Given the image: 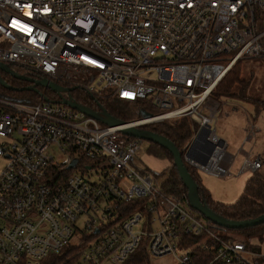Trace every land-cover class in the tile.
Masks as SVG:
<instances>
[{
	"label": "built area",
	"instance_id": "2783aa9c",
	"mask_svg": "<svg viewBox=\"0 0 264 264\" xmlns=\"http://www.w3.org/2000/svg\"><path fill=\"white\" fill-rule=\"evenodd\" d=\"M251 57L264 58V0H0V62L156 111L108 126L59 96L0 98V264H41L68 247L59 264H148L165 255L176 264H260L249 239L201 216L138 166L141 139L120 132L187 116L200 136L193 157L192 140L181 150L184 162L230 175L234 157L206 103L227 71ZM262 164V155L247 156L238 173ZM139 247L143 257L134 255Z\"/></svg>",
	"mask_w": 264,
	"mask_h": 264
},
{
	"label": "trees",
	"instance_id": "16d2710c",
	"mask_svg": "<svg viewBox=\"0 0 264 264\" xmlns=\"http://www.w3.org/2000/svg\"><path fill=\"white\" fill-rule=\"evenodd\" d=\"M238 62H236L227 71V73L211 91L210 95L216 100H247L254 105L256 111H264V94L261 98H252L245 94L246 82L240 79V67ZM9 66L20 75H29L36 78L41 77V74L39 72H36L29 68L15 64H10ZM0 75L2 76L3 80L10 86H12V84H14L13 81L16 80L11 75L3 74L2 71H0ZM237 83L239 84V86L234 90V86ZM59 84H61L62 86L64 85L62 83ZM36 88L38 89V92L26 89H18L17 91H15L13 90V88L8 89L0 84V97L14 100L36 101L39 99L40 95L44 93L45 96H47L49 99L56 100L58 98L57 93L50 89L41 86H36ZM72 98L78 103L82 102L83 104H93L96 107L95 109H98L100 106L101 108L105 109L110 115L126 122L140 118L142 116L140 111L142 110L149 114L156 113L155 110L147 108V105H149L147 101L132 102L120 99L111 94H106L104 97H96L80 88H76V92L72 95ZM141 127L168 138L180 151L192 140L198 129L197 124L187 116L180 117L174 120H163L148 123ZM148 142V152L150 154H152L156 158L166 159L170 163H172V154L167 149L157 143L150 141ZM84 162L90 161L84 159ZM184 165L186 166L187 170L198 186V193L202 202L205 203L212 211H214L218 215L229 220H244L254 218L264 213V175H260L258 173V170L255 171V173L249 179H247L243 192L234 202L222 203L214 201L212 199L210 192L200 183L197 176L198 171L187 165L186 162H184ZM162 181L163 188L167 193L178 196L187 195V189L183 185V182L181 181L177 169L175 168L173 163L172 166H170L166 170V175ZM53 183H56V181L54 180ZM200 215L203 216L202 214ZM225 230L231 235L241 238H260L264 234V223L245 228ZM72 249L73 248L68 247L66 249H63L61 254H49L41 260V264H59L69 257ZM141 254L142 247H139L134 255L135 257H140ZM141 257H143V255ZM129 263L146 264L145 258L141 261L134 262L133 260Z\"/></svg>",
	"mask_w": 264,
	"mask_h": 264
},
{
	"label": "rangeland",
	"instance_id": "374dc122",
	"mask_svg": "<svg viewBox=\"0 0 264 264\" xmlns=\"http://www.w3.org/2000/svg\"><path fill=\"white\" fill-rule=\"evenodd\" d=\"M238 64L240 67V79L246 82L245 94L252 98L263 97L264 59L260 57L242 58L239 60ZM79 80L83 83L87 82L83 78ZM93 84L94 83H91L90 85ZM238 86V83L235 84L234 90L237 89ZM206 107L208 109H216L215 118L211 122L212 128H215L216 135L224 140H239V144L230 146L227 152H229V154L233 157L236 155L238 159L246 153H252L254 155L261 154L263 164L258 170V173L260 175H264V111H256L254 105L247 100H216L211 95L207 99ZM147 108L153 110L149 105H147ZM207 108L204 109V113L209 114L210 110ZM251 126H253L251 131L254 135L251 134L250 138L247 139L246 136H249ZM244 129H246V131ZM240 140L243 141L240 142ZM244 140L247 141L244 143ZM148 146L149 142L142 139L139 150L135 156L136 164L143 168H149L157 176V178L162 181L166 175V170L172 166V163L166 159H159L150 154L148 152ZM239 148L241 151L238 150ZM50 153L55 159L66 158V156L55 147H50ZM5 165V157H0V172ZM239 165L234 163L231 166L230 175L223 177L214 176L202 171L197 172L200 183L210 192L214 201L232 203L243 192L247 179H249L255 172L244 171L242 173H238ZM69 171L74 173L76 169ZM94 171L95 168L88 172L89 175L91 174V179L97 178ZM82 221V218L78 220V226L81 225ZM242 238L244 240L249 239L244 237ZM147 263L176 264V259L173 255H165L160 258H149Z\"/></svg>",
	"mask_w": 264,
	"mask_h": 264
},
{
	"label": "water",
	"instance_id": "95a60500",
	"mask_svg": "<svg viewBox=\"0 0 264 264\" xmlns=\"http://www.w3.org/2000/svg\"><path fill=\"white\" fill-rule=\"evenodd\" d=\"M0 71L9 73L15 78L21 80H29L33 82V85L31 86L15 88L16 90L26 89V90H34L35 92H38L36 86H41L56 92L59 96L58 102L62 104H66L71 108L77 109L86 115L92 116L93 118L99 120L101 123L105 125L117 126V125H124L127 123L126 121H123L121 119H118L110 115L105 109L101 108L100 106H99L100 111H96L88 106L78 103L76 100L72 98L71 95V92L74 89H76L75 86H71V87L60 86L57 82L51 81L44 77H40L38 79L33 80L25 75L18 74L8 64L2 62H0ZM0 84L8 89L12 88L3 80L1 75H0ZM63 92L67 94V97L62 96ZM140 113L143 117L150 116L149 113L143 110L140 111ZM120 132L127 136L137 137L141 140L144 139L146 141L157 143L160 146L167 149L172 154L173 157L172 163L177 169V172L179 174L181 181L183 182V185L187 189L186 197L190 206L194 210L202 214L205 218L212 221L217 226L223 227L225 229H239V228H245V227L255 226L264 223V213L251 219L229 220L212 211L205 203L202 202L198 193V186L195 180L192 178L189 171L187 170L186 166L184 165L182 152L168 138L139 126H126L120 129ZM199 136H200V132H197L194 138H192V142L190 144L189 150L187 151V154L191 157H193V150L196 146V143L199 140ZM200 161L204 162L205 159H201ZM75 162L76 160L74 159L69 166H73Z\"/></svg>",
	"mask_w": 264,
	"mask_h": 264
},
{
	"label": "crops",
	"instance_id": "0c3cea01",
	"mask_svg": "<svg viewBox=\"0 0 264 264\" xmlns=\"http://www.w3.org/2000/svg\"><path fill=\"white\" fill-rule=\"evenodd\" d=\"M244 130L246 131V129H244ZM247 135H248V133H247ZM246 137H247V139L250 138V136H246ZM222 141H224L226 143L227 151H228L230 146H235L236 144H239V140L235 141V140H224V139H222ZM241 141H243V140H240V142ZM245 141H247V140H244V143H245ZM238 150L241 151L240 148ZM253 155L254 154H252V153H246V154L242 155L239 159H238V157L236 155H234V158H233V161H232V165L234 163L239 165V164H241V160H243L245 157L253 156ZM229 156H231V155L228 152V158H229ZM239 167H240V165H239ZM249 244H250V248L253 251L259 253V255H260V264H264V234L260 238L259 237H251V238H249Z\"/></svg>",
	"mask_w": 264,
	"mask_h": 264
},
{
	"label": "flooded vegetation",
	"instance_id": "af4514ba",
	"mask_svg": "<svg viewBox=\"0 0 264 264\" xmlns=\"http://www.w3.org/2000/svg\"><path fill=\"white\" fill-rule=\"evenodd\" d=\"M3 74H8V75H11V74H9V73H5V72H3ZM12 76V75H11ZM14 77V76H13ZM27 77H29V78H31V79H33V80H35V79H38V78H36V77H32V76H27ZM15 78V77H14ZM16 80H14L13 82H14V84H12V88H14L13 90H15V91H17L15 88H19V87H25V86H31V85H33V82H31V81H29V80H21V79H18V78H15ZM22 81V82H21ZM60 86H62L61 84H59ZM65 87V86H64ZM76 92V89H74L72 92H71V95H73L74 93ZM58 95V94H57ZM80 104H82V105H85V106H88V107H90V108H92V109H95L96 107H95V105H90V104H83L82 102H79Z\"/></svg>",
	"mask_w": 264,
	"mask_h": 264
}]
</instances>
